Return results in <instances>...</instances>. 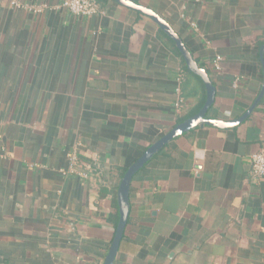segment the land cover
I'll use <instances>...</instances> for the list:
<instances>
[{
    "label": "crops",
    "instance_id": "obj_1",
    "mask_svg": "<svg viewBox=\"0 0 264 264\" xmlns=\"http://www.w3.org/2000/svg\"><path fill=\"white\" fill-rule=\"evenodd\" d=\"M61 1L0 0V264H102L118 215L115 167L205 100L151 16L107 0L81 17ZM127 1L166 21L206 70V117L227 123L254 103L264 0ZM260 149L264 92L240 123L169 141L130 182L113 264H264V177L250 165ZM71 151L87 178L66 172Z\"/></svg>",
    "mask_w": 264,
    "mask_h": 264
},
{
    "label": "water",
    "instance_id": "obj_2",
    "mask_svg": "<svg viewBox=\"0 0 264 264\" xmlns=\"http://www.w3.org/2000/svg\"><path fill=\"white\" fill-rule=\"evenodd\" d=\"M115 1L121 5H124L129 8H133L135 10L141 11L151 16L154 19V21H156V23L161 27V29H163V31L169 37H171L176 47L179 49L188 69L192 71L194 74H196L202 80L204 87H205V100H204L202 107L195 114L177 123L174 127H172V129H170L168 132H166L161 137H159L154 143L149 145L140 154V156H138L135 159V161L132 162L127 167L126 171L120 178L118 188H117V206H118L117 223H116V227L114 230L112 240L110 242V245L108 247V250L106 252V255L104 257V261L102 264H113L115 260L118 247H119V243L122 238L124 228L127 223V218L129 215L128 197H129V190H130V182L134 174L141 167H143L144 164L148 160H150L153 155L158 153L160 149H162L169 141L174 139L176 136L181 135L184 132L188 131L189 129L195 127L196 125L209 124V125H213L217 127H226V126H233V125L240 123L245 118H247L248 115L252 112V110L255 108V106L257 105L258 101L260 100L264 92V84H263L262 89L258 97L256 98V100L254 101V103L240 117L234 119L233 121L225 123V122H219V121L206 117V112L214 101L215 89H214V86L206 70L203 67L199 66V64L194 59L190 51L186 48V46L182 42L181 38L173 31V29L170 27V25L166 21H164L160 16L150 11L149 9L142 7L140 5H137L131 1H127V0H115ZM263 47L264 46H262V49ZM262 49H261V52H262ZM261 60L263 63L262 57H261Z\"/></svg>",
    "mask_w": 264,
    "mask_h": 264
},
{
    "label": "built area",
    "instance_id": "obj_3",
    "mask_svg": "<svg viewBox=\"0 0 264 264\" xmlns=\"http://www.w3.org/2000/svg\"><path fill=\"white\" fill-rule=\"evenodd\" d=\"M11 5L15 7H22L18 3L11 1ZM60 7L67 9L69 12L79 15L81 17H88L91 15H95L98 13H103V10L99 7L95 0H62L60 2ZM220 60V56L216 57L215 65L218 67V61ZM182 77L181 73H178L176 76L177 81H180ZM178 89L176 88V91ZM182 103L181 97H177L174 106L179 107ZM69 167L66 172L75 173L77 176L81 178H87L89 173V166L82 165L77 160L76 153L71 151L67 154ZM250 165L252 175L255 178L264 177V149H260L251 153L250 155Z\"/></svg>",
    "mask_w": 264,
    "mask_h": 264
},
{
    "label": "trees",
    "instance_id": "obj_4",
    "mask_svg": "<svg viewBox=\"0 0 264 264\" xmlns=\"http://www.w3.org/2000/svg\"><path fill=\"white\" fill-rule=\"evenodd\" d=\"M95 1L99 5V7H101L102 4L104 2H106L107 0H95ZM169 42L171 45H173V42L171 40H169ZM175 51L178 52L176 48H175ZM184 70L186 71L187 74H189L191 77H193L198 83H202L200 78L196 74H194L193 72L189 71V69L186 66H184ZM183 107H184V104L182 101L181 105L177 108L179 109V111H181L183 109ZM200 107H201V104L199 106H197L195 109H193L187 113H180L179 112V114L176 116V123L181 122L184 119H186L187 117L193 115L194 113H196L200 109ZM128 166H129V164H125L123 166L115 167L114 171H116L118 178L122 177V175L124 174V172L126 171ZM117 216L118 215L116 213H114V214H110L108 217L109 221L112 223V225L114 227V230H115L116 223H117Z\"/></svg>",
    "mask_w": 264,
    "mask_h": 264
}]
</instances>
